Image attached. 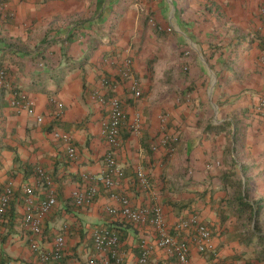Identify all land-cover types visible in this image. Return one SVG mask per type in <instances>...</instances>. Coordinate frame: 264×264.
I'll use <instances>...</instances> for the list:
<instances>
[{
	"label": "crops",
	"instance_id": "0c3cea01",
	"mask_svg": "<svg viewBox=\"0 0 264 264\" xmlns=\"http://www.w3.org/2000/svg\"><path fill=\"white\" fill-rule=\"evenodd\" d=\"M262 6L264 0H5L0 64L14 84L6 98L14 90L26 94L43 120L0 102V197L7 185L14 190L0 221V264H55L39 259L22 225L23 186H34L37 200L46 196L38 168L52 176L57 194L39 237L42 248H51L67 226L65 264H93L92 230L109 225L122 235L125 264H137L142 232L104 211L119 200L101 183L88 208L71 197L83 186L82 174L105 168L102 94L118 95L127 112L117 152L125 176L117 192L138 206L158 202L171 226L194 216L210 226L215 252L192 244L191 264H264ZM52 98L63 103L61 113ZM137 115L139 134L128 128ZM64 135L77 147L74 159ZM139 168L148 186L140 183ZM232 179L242 181L255 203L258 232L240 228L229 205ZM165 262L157 250L148 264Z\"/></svg>",
	"mask_w": 264,
	"mask_h": 264
},
{
	"label": "built area",
	"instance_id": "2783aa9c",
	"mask_svg": "<svg viewBox=\"0 0 264 264\" xmlns=\"http://www.w3.org/2000/svg\"><path fill=\"white\" fill-rule=\"evenodd\" d=\"M5 0H0V8ZM264 12V6L261 8ZM150 23L156 26L153 18ZM170 29V28H169ZM127 64H131L128 59ZM5 84L13 89V78L6 69H0V85ZM134 95L140 97L141 90L134 85ZM98 101L108 112L107 119L103 122L101 135L108 145L105 155V168L99 175L82 174L83 186L75 188L71 197L73 203L79 208L92 206L100 192L99 184L111 193L112 198L119 200L120 205H106L104 211L118 220L131 224L142 232L139 240V255L137 264H148L157 250L163 251L167 262L164 264H191V245H195L201 253H213L216 249L214 234L207 224L201 222L197 216L190 220H181L175 226H171L167 220L163 207L158 202H151L145 206L134 205L131 198L119 193L117 190L122 185L125 170L120 163L117 152L123 145V127L127 118V112L123 100L116 94L97 95ZM62 112L63 103L52 98ZM10 104L18 109L27 110L29 114L36 115V110L31 100L24 93L14 91ZM260 108L264 109V97L261 99ZM38 121L43 117L36 115ZM131 133L139 134L143 129L140 115L128 124ZM67 145V153L71 159L77 155V147L69 135H64ZM164 143L171 142L166 137ZM155 148V146H154ZM172 149V147H171ZM37 182L46 189V196L37 200L35 187L24 185L26 211L22 219L23 227L29 232L31 249L37 253L42 262L54 261L55 264H64L63 259L67 253V233L64 226L55 237L51 248H42L39 237L44 234V222L48 215L57 205V194L55 192L54 180L43 168H38ZM137 177L143 186L149 185V178L143 168L137 170ZM14 196L11 184L7 185L0 197V221L4 219L5 213L10 207ZM146 230H149L147 232ZM185 232L187 238L180 237ZM92 239L97 257L92 260L93 264H125V254L122 248V235L119 230L109 225H95L92 230ZM9 264H15L10 262Z\"/></svg>",
	"mask_w": 264,
	"mask_h": 264
},
{
	"label": "trees",
	"instance_id": "16d2710c",
	"mask_svg": "<svg viewBox=\"0 0 264 264\" xmlns=\"http://www.w3.org/2000/svg\"><path fill=\"white\" fill-rule=\"evenodd\" d=\"M2 67L3 66L0 64V69ZM64 76H65V73L63 71L60 78L58 79V83H60L62 81ZM8 89L9 88L5 84L0 85V102L1 103H9L10 104V100L6 98V95L9 91ZM14 91L17 92L18 90H14ZM233 175H235V173ZM230 184L234 188V192L229 199V205L234 208L236 213L242 219V222H240V228L244 227L247 232L248 231L258 232L259 227L257 225V221L256 222L254 221L257 214H258L255 203L249 199L248 193H247L246 189L243 188V183L241 180L232 179ZM253 221L255 222L254 227L251 228V224ZM259 238L262 242H264L263 236H260ZM63 262L65 264V258L63 259Z\"/></svg>",
	"mask_w": 264,
	"mask_h": 264
}]
</instances>
